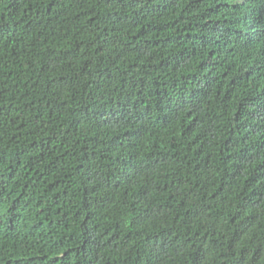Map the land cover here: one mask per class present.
Instances as JSON below:
<instances>
[{"label":"trees","instance_id":"16d2710c","mask_svg":"<svg viewBox=\"0 0 264 264\" xmlns=\"http://www.w3.org/2000/svg\"><path fill=\"white\" fill-rule=\"evenodd\" d=\"M0 264H264V0H0Z\"/></svg>","mask_w":264,"mask_h":264}]
</instances>
